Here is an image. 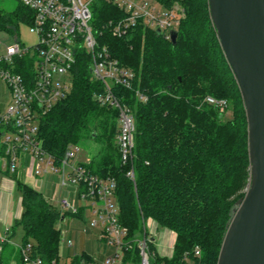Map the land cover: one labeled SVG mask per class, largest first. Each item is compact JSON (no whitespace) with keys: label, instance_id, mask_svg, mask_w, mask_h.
<instances>
[{"label":"trees","instance_id":"16d2710c","mask_svg":"<svg viewBox=\"0 0 264 264\" xmlns=\"http://www.w3.org/2000/svg\"><path fill=\"white\" fill-rule=\"evenodd\" d=\"M156 1L166 7L176 3L183 10L174 43L140 24L126 36H113L102 26L120 17V11L100 0L93 8L92 24L102 30L99 43L134 71L131 89L116 87L135 119L131 159L121 162L115 143L117 110L93 98L101 87L90 78L84 52L73 67L70 94L42 116L39 135L43 148L55 157L70 143H96V153L86 165L115 180L119 220L129 236L142 234L147 220L173 232L172 254L164 258L165 264H186L184 256L195 245L201 249L198 263L216 264L231 209L249 183L245 110L207 0ZM31 20L32 12L20 1L11 12L0 9V29L12 35L19 23ZM207 96L225 99L231 112L208 104ZM130 169L134 181L126 175ZM14 180L22 213L12 225L13 233L20 228L21 243L31 241L34 255L45 264L58 262L61 233L56 224L67 212L22 180ZM7 247L1 243L0 264H7L14 252ZM130 255L137 258L135 246L124 253ZM14 256L23 264L19 251ZM81 259L91 258L82 253L72 262Z\"/></svg>","mask_w":264,"mask_h":264},{"label":"built area","instance_id":"2783aa9c","mask_svg":"<svg viewBox=\"0 0 264 264\" xmlns=\"http://www.w3.org/2000/svg\"><path fill=\"white\" fill-rule=\"evenodd\" d=\"M19 1L32 12L29 31L36 36V41L26 46L15 35L9 44L0 40V79L9 93V102L0 111V171L15 174L23 157L28 155L27 174L34 177L46 173L58 175L59 187L71 188L75 198L69 200L60 195L58 205L67 214L87 213L89 226L97 231V239L112 247L102 264H165L164 258H170L172 254L174 234L168 246L159 239L156 247L154 231L157 223L148 220L153 227L148 230L147 222H144V232L131 238L119 220L115 180L93 173L86 165L90 159L77 161V144H68L62 156L55 157L43 148L39 135L42 116L70 94L72 70L84 52L89 60L90 78L101 87L94 91L93 98L99 105L117 110L115 143L121 162L127 163L133 156L135 119L130 108L119 99L116 87L131 89L134 71L121 65L108 47L99 43L102 30L92 24L93 8L98 0ZM100 1L120 11V17L109 19L102 26L116 37L126 36L140 24L158 30L171 40V31H178L183 17V10L176 3L166 7L156 0ZM136 95L140 100L146 98L138 90ZM205 101L224 113L228 106L225 99L212 96H207ZM126 175L134 181L133 169ZM61 240L66 246H72L70 239L63 236ZM4 241L6 237H0V248ZM134 246L137 258L133 255L125 257L124 253ZM17 247L23 264H45L34 255L31 241L20 242ZM200 255L201 249L195 245L184 260L186 264H201L195 260ZM50 264L58 262L52 260ZM78 264L98 263L81 259Z\"/></svg>","mask_w":264,"mask_h":264},{"label":"water","instance_id":"95a60500","mask_svg":"<svg viewBox=\"0 0 264 264\" xmlns=\"http://www.w3.org/2000/svg\"><path fill=\"white\" fill-rule=\"evenodd\" d=\"M207 3L241 94L249 159V183L231 209L216 264H264V0ZM170 34L174 43L177 32Z\"/></svg>","mask_w":264,"mask_h":264},{"label":"rangeland","instance_id":"374dc122","mask_svg":"<svg viewBox=\"0 0 264 264\" xmlns=\"http://www.w3.org/2000/svg\"><path fill=\"white\" fill-rule=\"evenodd\" d=\"M18 3L19 0H0V9L4 12H11L15 9ZM14 35L20 42H22L26 46H30L36 41V36L29 31V24L19 23L17 32ZM14 35L0 29V40L6 44H9L13 41L12 36ZM8 102L9 93L7 86L0 79V111H2L7 106ZM226 110H228L229 113L231 112L230 108H226ZM77 146L79 147L77 154V161L79 162H86L87 158L92 157L97 150L96 143H94L90 139L81 140L77 144ZM23 162V167L27 169L30 166V157L26 155L23 158ZM19 169L23 170V172H26V170L22 169V167H20ZM17 172L14 174V179L18 178L21 180ZM38 177L44 178L45 176L38 175ZM44 186L46 188L47 194L49 195L47 197L48 200L53 198L56 199L58 198V196H60V194H65L67 197H71V199L74 198L72 189L67 186H64L63 190L61 187V190L58 193V189L60 188L59 184H56V182L52 178H48L47 180H45ZM80 204L82 205L84 204V202L80 201ZM89 221L90 216L87 213H85V215L80 213L75 215L65 214V219H60L57 222L56 226L61 227V239L64 236L72 241V246L68 247L65 245V242L61 240L59 248V264H73V254L76 253L78 255H81L82 253H84V251L93 254L96 262L98 264H102V259L107 254L112 252V247L97 239V231L96 229L89 226ZM149 221H146L148 230L153 227L151 223L152 221ZM154 235L156 238L154 245L156 247L158 246L159 239L163 242V244H165V246H168V241L172 238L173 232L169 229L157 225L154 231ZM65 251H67V254Z\"/></svg>","mask_w":264,"mask_h":264},{"label":"crops","instance_id":"0c3cea01","mask_svg":"<svg viewBox=\"0 0 264 264\" xmlns=\"http://www.w3.org/2000/svg\"><path fill=\"white\" fill-rule=\"evenodd\" d=\"M25 157V156H24ZM23 157V158H24ZM91 157H88L90 159ZM24 162L22 159V169L26 170V172H23V170L18 169V175L21 178V180L31 186L32 188L40 191L45 198H47L49 195L46 192L45 188V180L48 178H52L56 184H59V176L52 174V173H46L43 174L45 177L39 178V177H34L30 174H27V169L24 167ZM20 168V167H19ZM42 175V176H43ZM64 187H62L63 190ZM71 189V188H70ZM58 193L61 190V187L58 189ZM61 195V194H60ZM64 197H67L65 194L62 195ZM70 200H74L75 198L67 197ZM50 204H52L54 207L58 208L62 213H65V210L62 209L58 203H57V198H53L48 200ZM76 202L79 203V201ZM22 213V205H21V197L19 192L16 189V183L12 175H8L4 172L0 171V237H6V245H8L7 249L8 251H14L12 255H10L9 261L7 264H18L17 260L15 258L16 252L19 251L17 245L21 242V235H22V230L20 228H17L15 232L13 233L12 231V225L16 219H18L21 216ZM65 219V216L61 217V220ZM61 230V227H58ZM160 243H162L160 241ZM163 248V246H161ZM161 248V249H162ZM1 249V248H0ZM160 249V250H161ZM67 254V251H65ZM164 252H166V249H164ZM87 255L90 256V258L96 262L94 259L95 257L93 254L88 253L84 251ZM20 255V254H19ZM78 254L74 253L72 256V259L74 256H77ZM100 257V256H99ZM100 259V258H99ZM97 263V262H96ZM59 264V261H58Z\"/></svg>","mask_w":264,"mask_h":264}]
</instances>
